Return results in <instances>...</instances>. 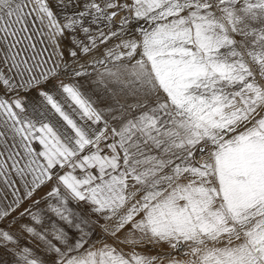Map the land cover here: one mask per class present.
I'll return each mask as SVG.
<instances>
[{
	"label": "snow or ice",
	"instance_id": "snow-or-ice-1",
	"mask_svg": "<svg viewBox=\"0 0 264 264\" xmlns=\"http://www.w3.org/2000/svg\"><path fill=\"white\" fill-rule=\"evenodd\" d=\"M0 264H264V0H0Z\"/></svg>",
	"mask_w": 264,
	"mask_h": 264
}]
</instances>
